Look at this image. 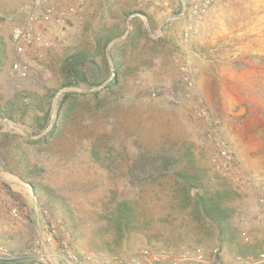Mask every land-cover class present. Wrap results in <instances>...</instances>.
<instances>
[{
    "label": "rangeland",
    "instance_id": "rangeland-1",
    "mask_svg": "<svg viewBox=\"0 0 264 264\" xmlns=\"http://www.w3.org/2000/svg\"><path fill=\"white\" fill-rule=\"evenodd\" d=\"M24 1L0 0V104L18 94L36 104L0 119V243L26 251L21 260L28 264H49L48 249L36 242L34 214L47 209L65 221L77 250L254 249L264 239L256 188L238 184L214 159L224 141L245 170L264 177V0H84L56 45L18 56L11 32ZM52 1L68 7L77 0ZM130 9L146 12L134 15L143 35L95 51L105 82L64 87V58L93 49L103 23H130L128 33L134 16L123 13ZM115 43L123 61L118 83L97 98L93 93L116 76L109 55ZM16 59L24 74L11 70ZM184 64L196 69L191 89L182 80ZM159 87H169L178 102L152 97ZM65 92L71 94L61 104ZM241 106L246 111L235 114ZM45 111V132L53 121L56 130L45 144L29 143L38 137L29 129L33 117ZM142 154L176 161L168 175H146L137 166ZM39 253L45 260L36 259Z\"/></svg>",
    "mask_w": 264,
    "mask_h": 264
},
{
    "label": "built area",
    "instance_id": "built-area-1",
    "mask_svg": "<svg viewBox=\"0 0 264 264\" xmlns=\"http://www.w3.org/2000/svg\"><path fill=\"white\" fill-rule=\"evenodd\" d=\"M83 9L84 0H77L74 5L68 7L52 0H25L20 7L21 21L11 32L15 54L19 56L33 50L51 49L65 33L64 21ZM52 28L56 29L54 33ZM23 66L21 60L16 59L11 65V70L24 74ZM181 71L184 84L191 89L194 85L192 76L196 69L184 64ZM151 96L178 102V97L169 87L156 88L151 92ZM214 161L219 170L231 173L238 184L254 185L257 191V205L264 210V177L261 174L245 170L230 144L224 141L219 142ZM11 213L16 214V210L12 209ZM36 215L41 224L36 242L47 246V260L52 264H264V239L248 252H234L228 255L218 246L202 250L188 246L152 245L124 253L77 250L70 244V233L62 218L51 215L47 209H41L40 212L36 210ZM258 218L264 227V217L259 215ZM244 241L252 243L247 236ZM26 254V251L8 248L0 243V263L20 261ZM36 259L43 261L45 256L39 253L36 254Z\"/></svg>",
    "mask_w": 264,
    "mask_h": 264
},
{
    "label": "trees",
    "instance_id": "trees-1",
    "mask_svg": "<svg viewBox=\"0 0 264 264\" xmlns=\"http://www.w3.org/2000/svg\"><path fill=\"white\" fill-rule=\"evenodd\" d=\"M132 14H143L147 16L146 12L141 9L125 10L123 16L127 17ZM135 18L138 19L137 16L131 18L132 29L125 35L124 39L119 43L130 41L134 33L137 35H140L142 33L143 35L140 26L134 23ZM126 29L127 28L122 23H120V21H115L110 25L103 23L101 28L97 29V31L94 33L93 49L82 48L66 56L61 65V72L64 75H66L70 80L65 82L63 86L78 87L82 85V86L93 87V86H99L103 82H105V80L107 79V74L105 73L104 69L100 67V65L94 59V56L96 54L95 51H98L99 53L98 50L99 48L100 51L105 50L106 46L110 42H112L118 37L123 36L127 31ZM146 39L148 40L149 38ZM119 43H115L109 51L110 52L109 55L112 60L116 76L111 81L106 83L103 86V88L93 93V95L96 97L98 96L101 90L108 92L111 86L116 85L118 83V75L121 71V67L123 64V61L121 60L119 55V47H117ZM102 56L103 58H105L104 52ZM103 63L105 64V61H103ZM141 63L142 64L139 65L146 66V63L144 61ZM105 65L107 66V64ZM70 94H71L70 92H65L63 94L61 99V104L63 103L64 99L68 97ZM82 94H86V93L83 92ZM34 102L35 100L33 98L23 97L22 95L18 94L14 96L12 99L6 101L3 106L0 104V119H7V118L13 119L14 117L13 115L16 111L17 106L18 107L21 106L23 107V110L27 111L28 108H30V106L32 105L36 106ZM49 119H50V114L47 111H45L42 116L33 117V122L30 124L29 129H32L31 135L38 137L34 138L33 140H28L29 143L45 144L50 140L52 133L56 130L57 125L56 122L53 121L51 129L45 132L49 124ZM175 161H176L175 158L171 155L158 154L151 156V155L142 154L141 156H139V161L137 163L138 164L137 166L139 171L141 173L145 172L146 175L149 174V169L152 170L153 172H158L159 174L164 173L165 175H168ZM14 174L21 179L23 178L20 172L17 173V171H15ZM28 184L30 185L31 189L33 190L37 198L41 199L42 197V195H40L41 189L37 185V183L29 181ZM37 204L41 205V203L38 201ZM206 214H208V212H206Z\"/></svg>",
    "mask_w": 264,
    "mask_h": 264
},
{
    "label": "water",
    "instance_id": "water-1",
    "mask_svg": "<svg viewBox=\"0 0 264 264\" xmlns=\"http://www.w3.org/2000/svg\"><path fill=\"white\" fill-rule=\"evenodd\" d=\"M134 15H138V14H132V15H130V18H131L132 16H134ZM141 16H143V14H142ZM143 17H144V16H143ZM129 28H130V23H128L127 31L129 30ZM127 31L125 32V34H124L122 37L113 40L109 45L113 44L115 41H118V40L124 38V36L127 34ZM107 51H108V49H107ZM62 90H63V89H61L59 92H61ZM245 111H246V107H245V106H241L239 109L236 110L235 114H237V115H242Z\"/></svg>",
    "mask_w": 264,
    "mask_h": 264
},
{
    "label": "crops",
    "instance_id": "crops-1",
    "mask_svg": "<svg viewBox=\"0 0 264 264\" xmlns=\"http://www.w3.org/2000/svg\"><path fill=\"white\" fill-rule=\"evenodd\" d=\"M34 209V208H33ZM34 214H36V212H35V209H34ZM36 218V221H37V224H38V233H39V231H40V226H41V224H40V218H38L37 219V217H35ZM46 246V245H45ZM14 249V248H13ZM46 249H48L47 248V246H46ZM50 249V248H49ZM17 250V249H16ZM49 262V264H52V262H50V260H48ZM0 264H28L27 262H26V260H20V261H16V262H13V263H0ZM35 264H37V263H35Z\"/></svg>",
    "mask_w": 264,
    "mask_h": 264
}]
</instances>
